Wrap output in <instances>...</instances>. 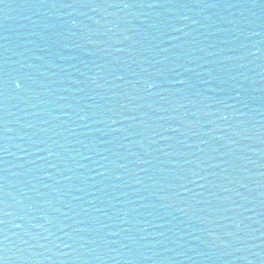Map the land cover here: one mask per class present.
I'll return each mask as SVG.
<instances>
[{"label":"water","instance_id":"1","mask_svg":"<svg viewBox=\"0 0 264 264\" xmlns=\"http://www.w3.org/2000/svg\"><path fill=\"white\" fill-rule=\"evenodd\" d=\"M0 264H264V0H0Z\"/></svg>","mask_w":264,"mask_h":264},{"label":"snow or ice","instance_id":"2","mask_svg":"<svg viewBox=\"0 0 264 264\" xmlns=\"http://www.w3.org/2000/svg\"><path fill=\"white\" fill-rule=\"evenodd\" d=\"M16 87H17V88H19V87H20V85L17 83V84H16ZM148 87H149V88H151V87H152V85H151V84H149V85H148Z\"/></svg>","mask_w":264,"mask_h":264}]
</instances>
